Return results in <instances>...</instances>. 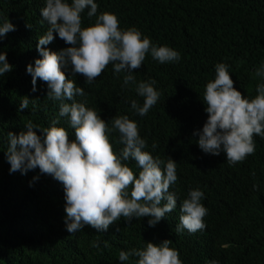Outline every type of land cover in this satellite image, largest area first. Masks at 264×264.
<instances>
[{
    "label": "trees",
    "instance_id": "trees-1",
    "mask_svg": "<svg viewBox=\"0 0 264 264\" xmlns=\"http://www.w3.org/2000/svg\"><path fill=\"white\" fill-rule=\"evenodd\" d=\"M94 2L98 4L97 14H115L122 29L135 26L154 44L167 45L181 54L179 62L169 64H160L147 54L142 67L134 70L138 82L155 79L161 93L145 116L130 106L131 100L142 105L143 98L135 86L122 87L125 73L114 77L111 64L90 85L84 83L82 75L72 76L70 67L65 69L69 79L86 92L85 97L76 98L78 101L87 100L86 106L109 120V126L114 115H127L139 125V134L148 145L145 151L154 158L176 161L178 179L169 191L176 193L177 207L155 227H149L148 217H144L133 218L128 226L121 219L102 232L85 225L70 234L64 224L62 184L38 168L25 175L9 172L4 154L9 131L18 134L29 120L48 127L53 119L58 120L56 126L68 131L70 139L74 130L66 118L59 117V102L47 98L44 82L38 79L37 91H31V76L26 72V65L40 58L37 38L48 28L41 22L39 11L44 0H0V22L8 19L15 26V31L0 38V52H5L7 62L13 65L12 71L0 77V264H122L120 251L164 239L172 241L170 247L179 252L182 264H207L213 259L219 264H264V139L255 136V154L229 166L223 152L218 156L203 153L196 143L198 137L192 135L207 118L203 91L215 78V64L229 65L234 87L243 96L254 97L256 85L264 82L253 76L264 61V0ZM87 11L81 13L83 27L95 19L89 20ZM67 46L57 36L46 47L59 51ZM24 96L37 99L18 111ZM118 139L117 132L109 134L117 154L123 147ZM125 163L138 175L135 161ZM34 176L39 179L33 181ZM195 188L204 193L201 203L208 209L206 228L194 234L187 230L176 233L180 204L189 189ZM97 237L99 249L90 244ZM135 259L130 257L123 264Z\"/></svg>",
    "mask_w": 264,
    "mask_h": 264
},
{
    "label": "clouds",
    "instance_id": "clouds-1",
    "mask_svg": "<svg viewBox=\"0 0 264 264\" xmlns=\"http://www.w3.org/2000/svg\"><path fill=\"white\" fill-rule=\"evenodd\" d=\"M85 9L89 20L95 19L83 27L81 13ZM39 11L41 22H46L48 28L37 38L36 51L40 58L26 65L31 91H37L38 79L47 85V98L59 102V117L67 119L74 138L70 139L65 128L56 126L57 119L48 127L27 121L25 130L7 133L4 154L9 172L25 175L38 168L41 174L50 175L62 184L64 224L70 234L79 232L85 225L102 232L121 219L128 226L133 218L144 217H148L149 227H155L177 207V195L169 191L178 179L176 161L171 157L154 158L145 151L148 145L139 134V125L127 115H114L109 126V120L105 121L96 109L86 106L87 100L78 101L76 98L85 97L86 92L69 79L65 69L70 67L72 76L80 74L85 78L84 83L90 85L111 64L114 77L125 73L122 87L135 86V92L143 98L142 105L131 100L130 106L136 114L145 116L157 104L161 93L155 87V79L138 82L134 70L142 67L147 54L160 64L179 62L181 54L167 45L154 44L135 26L122 29L113 13L97 14L98 4L94 0L70 3L44 0ZM10 31H15V26L3 19L0 38ZM57 36L68 46L52 51L46 46ZM12 69L6 53L0 52V77ZM228 69L226 63L215 64V78L204 85L203 91L207 118L192 135L198 137L196 143L203 153L218 156L223 152L229 166H235L255 154V136L264 139V82L256 85L254 97L243 96L234 87ZM253 76L264 81V61ZM36 99L22 97L18 111L35 104ZM112 132L118 133L117 143L123 145L119 154L109 140ZM156 147L154 142L152 148ZM129 160L135 161L138 175L125 163ZM37 179L38 176L33 177V181ZM253 188L258 190L257 185ZM203 198L199 188L189 189L187 198L180 204L176 233L187 230L194 234L206 228L204 217L208 209L201 203ZM171 243L169 239L158 244L145 242L142 248L120 251L118 259L122 264L130 261V257L137 258L131 264H182L179 252L170 247ZM90 244L99 249V237ZM103 244L108 246L106 240ZM207 264H219V261L213 259Z\"/></svg>",
    "mask_w": 264,
    "mask_h": 264
}]
</instances>
